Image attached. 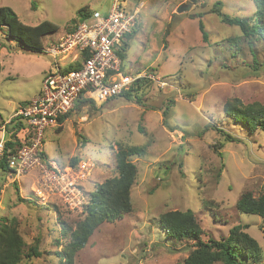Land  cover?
I'll return each instance as SVG.
<instances>
[{
	"label": "rangeland",
	"instance_id": "rangeland-1",
	"mask_svg": "<svg viewBox=\"0 0 264 264\" xmlns=\"http://www.w3.org/2000/svg\"><path fill=\"white\" fill-rule=\"evenodd\" d=\"M129 1L133 8L142 7L132 35L122 44L124 74L153 75L166 86L144 80L129 98L101 105L79 102L61 129L45 130L44 161L66 173L73 169L79 177L80 194L74 192L70 204L51 192L39 168L20 176L0 170V225L16 219L27 245L20 264H61L58 254L69 241L62 223L76 229L92 193L118 175V148L131 146L147 149L143 157L131 158L138 168L131 190L133 213L102 224L75 264H180L194 244L169 238L160 216L187 210L196 215L206 242L229 236L236 225H248L246 232L261 246L260 259L252 264H264L263 219L237 209L244 194H264V131L250 133L224 110L225 102L235 99L264 103V42L254 40L251 47L239 26L212 13L222 1L225 14L254 24L258 5L255 0ZM111 4L0 0L26 25L50 20L60 26L42 38L41 53L0 31V156L1 144L8 140L3 125L39 96L54 71L50 47L79 25L81 8L106 12ZM181 8L186 9L179 12ZM68 61L63 60V68ZM74 159L79 160L76 166ZM36 245L41 256L28 259Z\"/></svg>",
	"mask_w": 264,
	"mask_h": 264
},
{
	"label": "trees",
	"instance_id": "trees-1",
	"mask_svg": "<svg viewBox=\"0 0 264 264\" xmlns=\"http://www.w3.org/2000/svg\"><path fill=\"white\" fill-rule=\"evenodd\" d=\"M255 2L258 5V13L254 24H250L246 19L225 14L222 1L216 2L212 9V13L219 16L223 23L239 26L251 47L254 40L264 42V0H255ZM90 14V10L85 7L81 8L79 22L84 21ZM77 27L78 25H75L71 32H74ZM59 29L60 26L50 20H45L36 26L26 25L11 8L0 6V31L6 30L10 38L21 41L29 50L36 53L44 51L42 38ZM201 30L203 31L202 26ZM203 35L206 38L205 33ZM253 53H255L254 50ZM80 68L81 64L78 63L66 69L70 71ZM137 84L139 82L135 85ZM134 88L122 97L129 98ZM224 110L228 116L239 122L250 133L264 131V103L244 104L241 100L235 99L225 102ZM65 120L66 118L59 119L61 123L59 129ZM3 126L8 134V140L4 143L0 170L10 173L9 157L27 145L35 133L27 124L26 119L20 116L13 118ZM146 152V147L118 148L115 155L118 175L105 180L92 193L91 204L85 213L86 217L78 223L76 229L65 222L62 223L63 235L69 241L65 249L58 254L61 264H75L78 252L87 246L91 236L102 224L122 220L126 215L133 213L131 190L138 176V168L131 158L143 157ZM78 163L79 160L74 159L72 165L76 166ZM237 209L249 215L260 216L264 222V194L258 198L251 193L244 194L237 204ZM160 223L169 238L178 242L192 241L194 244L188 257L180 264H252L261 257L260 244L246 232L248 225H236L229 236L219 240L209 238L206 242L203 240L204 230L194 212L190 210L166 212L160 216ZM26 246L16 219L3 220L0 225V264H20L25 255ZM38 248V245L31 248L26 257L28 259L40 257L41 253Z\"/></svg>",
	"mask_w": 264,
	"mask_h": 264
},
{
	"label": "built area",
	"instance_id": "built-area-1",
	"mask_svg": "<svg viewBox=\"0 0 264 264\" xmlns=\"http://www.w3.org/2000/svg\"><path fill=\"white\" fill-rule=\"evenodd\" d=\"M141 7H130L129 0H112L108 11H93L74 32L50 47L48 54L53 58L54 71L44 80L42 93L16 114V117L26 119L35 135L9 157V168L13 174L20 176L39 168L51 192L58 193L70 204L74 192L80 194L77 188L79 177L75 178L73 169L66 173L56 163L44 161L45 130L60 127L59 119L67 120L79 101L101 105L124 96L137 82L146 79L166 86L153 75L132 77L124 72L122 44H126L128 36L133 33ZM63 60H69L66 68L78 63L81 68L67 71L63 68ZM1 145L3 154L4 144Z\"/></svg>",
	"mask_w": 264,
	"mask_h": 264
},
{
	"label": "water",
	"instance_id": "water-1",
	"mask_svg": "<svg viewBox=\"0 0 264 264\" xmlns=\"http://www.w3.org/2000/svg\"><path fill=\"white\" fill-rule=\"evenodd\" d=\"M192 2H195V0H191ZM190 5H188V6H185L186 8H188ZM186 8H181V9H179V12H182L183 11V9H186Z\"/></svg>",
	"mask_w": 264,
	"mask_h": 264
},
{
	"label": "crops",
	"instance_id": "crops-1",
	"mask_svg": "<svg viewBox=\"0 0 264 264\" xmlns=\"http://www.w3.org/2000/svg\"><path fill=\"white\" fill-rule=\"evenodd\" d=\"M132 5H130V7H131Z\"/></svg>",
	"mask_w": 264,
	"mask_h": 264
}]
</instances>
